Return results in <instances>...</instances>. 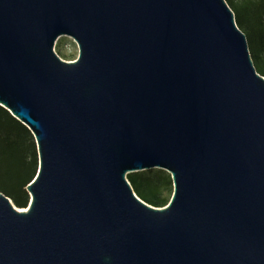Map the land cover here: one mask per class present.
Instances as JSON below:
<instances>
[{
  "label": "water",
  "instance_id": "1",
  "mask_svg": "<svg viewBox=\"0 0 264 264\" xmlns=\"http://www.w3.org/2000/svg\"><path fill=\"white\" fill-rule=\"evenodd\" d=\"M0 106L39 156L0 264H264V76L225 0H0ZM154 168L163 207L126 178Z\"/></svg>",
  "mask_w": 264,
  "mask_h": 264
},
{
  "label": "trees",
  "instance_id": "2",
  "mask_svg": "<svg viewBox=\"0 0 264 264\" xmlns=\"http://www.w3.org/2000/svg\"><path fill=\"white\" fill-rule=\"evenodd\" d=\"M225 1L246 36L257 72L264 76V0ZM38 168V149L31 130L0 106V193L18 208H25L30 200L26 187ZM126 178L136 195L152 206L163 207L172 196V179L165 170L130 172Z\"/></svg>",
  "mask_w": 264,
  "mask_h": 264
},
{
  "label": "rangeland",
  "instance_id": "3",
  "mask_svg": "<svg viewBox=\"0 0 264 264\" xmlns=\"http://www.w3.org/2000/svg\"><path fill=\"white\" fill-rule=\"evenodd\" d=\"M54 51L63 60L73 61L77 59L79 49L77 43L70 36H59L54 45ZM149 170V169H148ZM148 170H142L140 172L146 173Z\"/></svg>",
  "mask_w": 264,
  "mask_h": 264
}]
</instances>
